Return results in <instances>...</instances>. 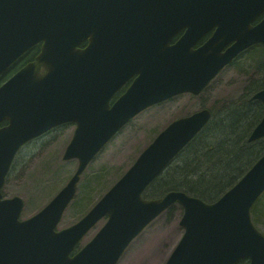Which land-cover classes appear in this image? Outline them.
Masks as SVG:
<instances>
[{
  "label": "water",
  "instance_id": "water-1",
  "mask_svg": "<svg viewBox=\"0 0 264 264\" xmlns=\"http://www.w3.org/2000/svg\"><path fill=\"white\" fill-rule=\"evenodd\" d=\"M263 12L264 0H0V75L42 42L36 61L0 85V122L7 121L0 126V264H116L132 239L174 203L183 208L184 232L164 264L242 258L264 264V233L250 215L264 191V153L214 202L180 190L142 196L209 122L208 108L171 121L85 215L56 229L81 173L132 117L174 95L199 94L238 53L264 46V16L252 24ZM83 40L87 45L78 49ZM251 98L261 102L263 115L250 142L264 137V88ZM64 122L76 127L63 158H77L78 165L46 205L21 219L24 200L2 195L12 159L25 142Z\"/></svg>",
  "mask_w": 264,
  "mask_h": 264
},
{
  "label": "rangeland",
  "instance_id": "rangeland-1",
  "mask_svg": "<svg viewBox=\"0 0 264 264\" xmlns=\"http://www.w3.org/2000/svg\"><path fill=\"white\" fill-rule=\"evenodd\" d=\"M246 82L247 76L242 70L232 64L226 65L200 94L181 93L134 116L88 163L57 228L80 219L169 122L202 107L221 106L235 99ZM74 128V123L55 127L25 143L16 153L2 193L4 197L18 195L23 198L21 219L48 203L76 169L77 159L64 160L62 157ZM182 212L178 204L161 212L129 243L116 264H164L183 233L179 224ZM104 221V218L98 221L79 246L90 240ZM252 221L264 233V221Z\"/></svg>",
  "mask_w": 264,
  "mask_h": 264
},
{
  "label": "trees",
  "instance_id": "trees-1",
  "mask_svg": "<svg viewBox=\"0 0 264 264\" xmlns=\"http://www.w3.org/2000/svg\"><path fill=\"white\" fill-rule=\"evenodd\" d=\"M37 49L34 47L17 59L0 80L18 69ZM231 64L247 76L243 91L235 99L210 108L209 122L149 184L143 192L145 198L181 190L205 201H214L264 153V138L247 140L263 114L262 104L251 96L264 88V47L252 45ZM263 197L264 192L251 208L253 220L264 221ZM247 262L240 259L235 264Z\"/></svg>",
  "mask_w": 264,
  "mask_h": 264
},
{
  "label": "flooded vegetation",
  "instance_id": "flooded-vegetation-1",
  "mask_svg": "<svg viewBox=\"0 0 264 264\" xmlns=\"http://www.w3.org/2000/svg\"><path fill=\"white\" fill-rule=\"evenodd\" d=\"M261 18V16L260 17H258V19H260ZM255 22H257V20L256 21H254L253 23H255ZM179 36V35H178ZM208 36H209V33H206L200 40H199V42H198V44H200V43H202V42H204L207 38H208ZM87 43H88V41L87 40H83L82 42H80L79 44H78V46H77V48L78 49H83L86 45H87ZM197 44V45H198ZM34 47H38V49H37V51H36V53L32 56V57H30V58H28V60H27V62L28 61H33L34 59H35V56L39 53V51H40V44H37V46H34ZM34 47H32L30 50H28V51H31ZM27 51V52H28ZM26 52V53H27ZM26 53H24V54H26ZM26 63V62H25ZM16 71V70H15ZM14 71V72H15ZM42 71L43 72H45V70L42 68ZM14 72H12V73H10V74H6V77L8 78L9 76H11ZM4 74V73H3ZM3 74L1 75V77L3 76ZM0 77V78H1ZM132 80H133V78H131V79H129V80H127L117 91H116V93L112 96V98H111V100H110V102H113L120 94H122L125 90H126V88L130 85V83L132 82Z\"/></svg>",
  "mask_w": 264,
  "mask_h": 264
}]
</instances>
